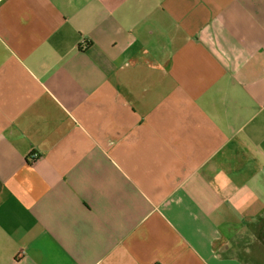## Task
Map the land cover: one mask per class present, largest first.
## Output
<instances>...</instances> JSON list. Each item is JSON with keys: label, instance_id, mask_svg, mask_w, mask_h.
<instances>
[{"label": "crops", "instance_id": "crops-1", "mask_svg": "<svg viewBox=\"0 0 264 264\" xmlns=\"http://www.w3.org/2000/svg\"><path fill=\"white\" fill-rule=\"evenodd\" d=\"M0 264H264V0H0Z\"/></svg>", "mask_w": 264, "mask_h": 264}, {"label": "built area", "instance_id": "built-area-1", "mask_svg": "<svg viewBox=\"0 0 264 264\" xmlns=\"http://www.w3.org/2000/svg\"><path fill=\"white\" fill-rule=\"evenodd\" d=\"M36 156H37V154H36V153H33V154L31 155L32 159H35V158H36Z\"/></svg>", "mask_w": 264, "mask_h": 264}]
</instances>
